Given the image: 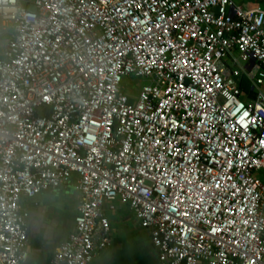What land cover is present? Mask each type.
I'll use <instances>...</instances> for the list:
<instances>
[{
  "label": "built area",
  "instance_id": "2783aa9c",
  "mask_svg": "<svg viewBox=\"0 0 264 264\" xmlns=\"http://www.w3.org/2000/svg\"><path fill=\"white\" fill-rule=\"evenodd\" d=\"M0 19V264H27L21 199L73 176L49 264L110 248L112 202L162 264H264L260 4L0 0Z\"/></svg>",
  "mask_w": 264,
  "mask_h": 264
},
{
  "label": "crops",
  "instance_id": "0c3cea01",
  "mask_svg": "<svg viewBox=\"0 0 264 264\" xmlns=\"http://www.w3.org/2000/svg\"><path fill=\"white\" fill-rule=\"evenodd\" d=\"M264 8V0H250ZM75 176L64 186L22 198L29 212L26 245L27 264H49L53 253L73 230L78 194ZM105 214L111 225L112 245L98 254L92 264H162L148 230L119 202L107 203Z\"/></svg>",
  "mask_w": 264,
  "mask_h": 264
},
{
  "label": "rangeland",
  "instance_id": "374dc122",
  "mask_svg": "<svg viewBox=\"0 0 264 264\" xmlns=\"http://www.w3.org/2000/svg\"><path fill=\"white\" fill-rule=\"evenodd\" d=\"M234 1V3H236V4H248L249 3V1L250 0H233ZM1 24H2V21H1V19H0V32H1ZM126 80H131L130 82H131V85H133L134 84V86H129V85H127V87H126V92L128 93V94H130V95H136L137 93H138V87L139 86H141L142 84H144V83H146L145 82V80L144 79H142V78H137V77H127V79ZM243 88H244V90L246 91V92H248V90H249V86H248V84H247V82H245L244 84H243Z\"/></svg>",
  "mask_w": 264,
  "mask_h": 264
},
{
  "label": "snow or ice",
  "instance_id": "6c2138e0",
  "mask_svg": "<svg viewBox=\"0 0 264 264\" xmlns=\"http://www.w3.org/2000/svg\"><path fill=\"white\" fill-rule=\"evenodd\" d=\"M245 115H247V114L245 113Z\"/></svg>",
  "mask_w": 264,
  "mask_h": 264
},
{
  "label": "trees",
  "instance_id": "16d2710c",
  "mask_svg": "<svg viewBox=\"0 0 264 264\" xmlns=\"http://www.w3.org/2000/svg\"><path fill=\"white\" fill-rule=\"evenodd\" d=\"M244 84V83H243Z\"/></svg>",
  "mask_w": 264,
  "mask_h": 264
}]
</instances>
